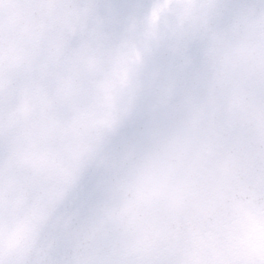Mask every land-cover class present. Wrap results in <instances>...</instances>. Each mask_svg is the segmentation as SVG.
<instances>
[{
    "label": "clouds",
    "instance_id": "obj_1",
    "mask_svg": "<svg viewBox=\"0 0 264 264\" xmlns=\"http://www.w3.org/2000/svg\"><path fill=\"white\" fill-rule=\"evenodd\" d=\"M0 264H264V0H0Z\"/></svg>",
    "mask_w": 264,
    "mask_h": 264
}]
</instances>
